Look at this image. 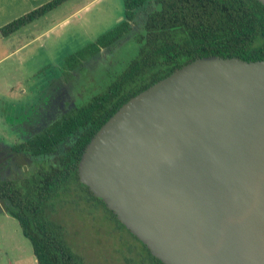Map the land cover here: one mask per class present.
Here are the masks:
<instances>
[{"label":"water","instance_id":"obj_1","mask_svg":"<svg viewBox=\"0 0 264 264\" xmlns=\"http://www.w3.org/2000/svg\"><path fill=\"white\" fill-rule=\"evenodd\" d=\"M77 172L163 264H264V60L175 70L98 129Z\"/></svg>","mask_w":264,"mask_h":264},{"label":"trees","instance_id":"obj_2","mask_svg":"<svg viewBox=\"0 0 264 264\" xmlns=\"http://www.w3.org/2000/svg\"><path fill=\"white\" fill-rule=\"evenodd\" d=\"M67 1L52 0L14 19L0 28L1 36L19 31ZM124 10L126 21L77 55L85 58L99 46L115 45L141 11L134 56L103 90L26 146L38 158L32 162L36 168L21 178L0 180V202L17 220L37 264L83 263L69 246L64 226L51 214L54 202L72 190L81 193L80 198L94 208L101 207L116 231L126 230L139 243L132 264H163L79 182L81 156L98 129L124 103L184 65L214 56L264 60V5L257 0H125ZM42 156H46L43 161Z\"/></svg>","mask_w":264,"mask_h":264},{"label":"rangeland","instance_id":"obj_3","mask_svg":"<svg viewBox=\"0 0 264 264\" xmlns=\"http://www.w3.org/2000/svg\"><path fill=\"white\" fill-rule=\"evenodd\" d=\"M123 11L124 0H72L22 29L26 32L27 48L12 59L0 62L1 93L7 88L6 70H12L7 80L15 83V98L0 103L1 150L7 151L21 143L28 134L25 131L37 124L56 102L65 59L112 30L124 16ZM136 48L133 38H129L117 48L102 50L97 59L75 74L78 78L70 77L68 95L79 105L88 101L123 69ZM19 162L23 164L27 160ZM27 166L19 170V177L36 168L29 161ZM80 194L72 190L59 197L51 214L64 226L65 238L71 249L83 258L82 264H129L127 261L132 264L137 258L139 243L126 230L116 231L102 208H94ZM19 253L23 263L36 264L31 245L23 238L17 220L0 213V260L13 255L19 258Z\"/></svg>","mask_w":264,"mask_h":264},{"label":"flooded vegetation","instance_id":"obj_4","mask_svg":"<svg viewBox=\"0 0 264 264\" xmlns=\"http://www.w3.org/2000/svg\"><path fill=\"white\" fill-rule=\"evenodd\" d=\"M124 12L125 10L123 11V13ZM136 15L137 17L134 19V22L133 23L130 22L131 28L129 32L124 37L118 39L115 42L116 43L115 45L111 46L110 48H101L99 46V50L97 52L91 55H88L85 58H81L77 55V53L83 48H85L86 47L85 46L79 51L75 52L74 54L69 55L65 59V65H64L62 77L59 80L58 89L56 90V93H55L56 102L52 104L50 108H48L47 114H45L43 118L37 124L30 126L28 130L25 131L28 134L23 137L21 143L11 146V148L7 151L0 149V180L21 178L19 177L20 175L19 170H22L24 166H27L28 161L32 165L33 160H36V159L38 160V158H36L31 153V149L26 146H28L30 142H33V140L36 139L38 136L42 135L44 132H46L51 127H53L56 123L66 118V116L71 115L79 107V103L76 104L77 102L74 100V98L69 96L67 92L68 86L69 87L71 86L70 77L72 76L76 77L75 74L81 71V69H83L86 64L91 63L94 59H97V57L99 56L102 50L108 51L111 48L112 49L117 48L129 38H133V41L135 42L134 40L135 36L139 34L141 31V24H142L141 16H143L141 11H139ZM126 20L127 19L125 18V16H123L121 20L117 23V25L121 24L122 22ZM97 40L93 43H96ZM93 43H90V44H93ZM41 115H43V112L41 113ZM45 157L46 156H42L40 159L43 161ZM22 159L27 160V162L20 164L19 161H21ZM26 168L28 169V166ZM28 173H26L25 175H27Z\"/></svg>","mask_w":264,"mask_h":264},{"label":"crops","instance_id":"obj_5","mask_svg":"<svg viewBox=\"0 0 264 264\" xmlns=\"http://www.w3.org/2000/svg\"><path fill=\"white\" fill-rule=\"evenodd\" d=\"M52 0H0V28L4 25L8 24L9 22L13 21L14 19L50 2ZM72 1L68 0L67 2ZM74 1V0H73ZM66 2V3H67ZM49 14V13H48ZM46 14V15H48ZM33 25L32 23L27 25L26 27ZM24 27V29L26 28ZM23 29V28H22ZM20 29L19 31L7 36L3 37L0 34V62L3 60H10L16 55L22 53L27 48V43L25 42L26 39V32L25 30ZM27 29V28H26ZM12 70L8 69L5 71L4 79L6 82V90L5 92L1 93L0 91V103L4 100H10L15 98V94L13 93L15 88V83H10L7 77L11 76ZM2 81V80H0ZM3 82V81H2ZM0 213L5 218H13L11 217L8 212L5 210L3 204L0 202ZM24 238V237H23ZM9 251V248H5ZM32 250V248H31ZM17 249L14 247L13 252H16ZM4 255L5 253L2 252ZM1 253V254H2ZM20 253L22 251L20 250ZM20 253L18 254L19 258L15 255L13 257L7 256L4 260H0V264H17V260L19 259V264L23 263ZM34 257V255H33ZM35 258V257H34ZM36 263V259L34 261ZM37 264V263H36Z\"/></svg>","mask_w":264,"mask_h":264}]
</instances>
